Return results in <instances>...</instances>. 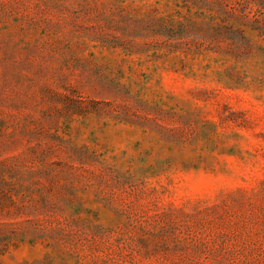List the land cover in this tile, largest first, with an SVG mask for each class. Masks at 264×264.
<instances>
[{"label":"rangeland","instance_id":"rangeland-1","mask_svg":"<svg viewBox=\"0 0 264 264\" xmlns=\"http://www.w3.org/2000/svg\"><path fill=\"white\" fill-rule=\"evenodd\" d=\"M202 6L0 0V264H264V36Z\"/></svg>","mask_w":264,"mask_h":264},{"label":"trees","instance_id":"trees-1","mask_svg":"<svg viewBox=\"0 0 264 264\" xmlns=\"http://www.w3.org/2000/svg\"><path fill=\"white\" fill-rule=\"evenodd\" d=\"M198 2L209 13V22L203 25L209 27L208 35L213 36L215 43L220 44L222 41H229L231 45L246 43L244 34L250 23L251 29L264 36V0H198Z\"/></svg>","mask_w":264,"mask_h":264}]
</instances>
